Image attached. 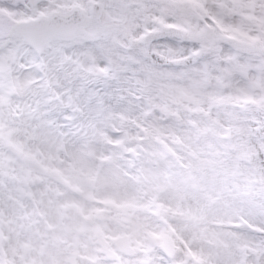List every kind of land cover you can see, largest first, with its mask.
<instances>
[{
  "label": "snow or ice",
  "instance_id": "snow-or-ice-1",
  "mask_svg": "<svg viewBox=\"0 0 264 264\" xmlns=\"http://www.w3.org/2000/svg\"><path fill=\"white\" fill-rule=\"evenodd\" d=\"M0 264H264V0H0Z\"/></svg>",
  "mask_w": 264,
  "mask_h": 264
}]
</instances>
